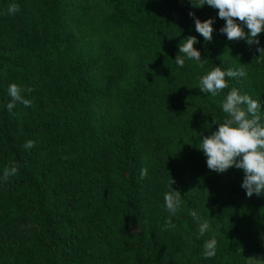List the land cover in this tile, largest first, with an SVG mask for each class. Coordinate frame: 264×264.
<instances>
[{
	"label": "trees",
	"instance_id": "trees-1",
	"mask_svg": "<svg viewBox=\"0 0 264 264\" xmlns=\"http://www.w3.org/2000/svg\"><path fill=\"white\" fill-rule=\"evenodd\" d=\"M217 12L190 0H0V175L18 169L0 181V264H246L264 253V193L246 196L242 169L210 170L196 147L225 119L230 88L264 102V31L259 45L229 41ZM189 13L215 18L211 41ZM190 35L203 67L175 63ZM216 66L245 75L211 97L198 80ZM13 83L30 106L6 108Z\"/></svg>",
	"mask_w": 264,
	"mask_h": 264
},
{
	"label": "clouds",
	"instance_id": "clouds-1",
	"mask_svg": "<svg viewBox=\"0 0 264 264\" xmlns=\"http://www.w3.org/2000/svg\"><path fill=\"white\" fill-rule=\"evenodd\" d=\"M196 8L207 5L213 9H218L217 16L225 21L219 31L226 36L229 41L244 40L246 44L253 43L259 45L258 34L264 31V0H190ZM18 10L12 5L8 8L10 14ZM194 19L195 31L203 37L205 41L212 40L214 31L213 24L215 18H208L201 21L194 13H189ZM247 29V32L245 31ZM196 36H188L178 46V53L175 63L183 68L186 61H193L199 67L204 66V59L201 58L200 51L194 47L198 43ZM257 51L264 53V48ZM259 55V56H260ZM243 70L233 71L232 69L222 70L220 66L213 67L206 74L201 75L198 80L199 91L211 97H217L221 92L229 88L228 78L244 76ZM30 91V90H29ZM11 100L6 104V108L11 111L16 102L25 107L30 106V101L23 97L22 89L16 84H9L7 88ZM220 108L226 114L222 123L213 122L217 127L209 135H200L196 147L202 151L206 157L208 169L217 173H225L229 168L243 170V181L241 187L245 194L251 197L253 194L264 193V102L259 98H252L248 94H241L236 88H230L220 102ZM34 146V142L26 141L25 149ZM15 165L6 166L0 175V181H7L9 177L17 173ZM146 170H142V176ZM164 193V208L169 214L165 224L169 228H174L171 217H175L181 210V193L171 187ZM191 215L199 220L195 211ZM210 228L208 220L199 223V232L203 235ZM217 241L215 238L204 242L203 253L205 259H209L216 254ZM252 264H264V258H249Z\"/></svg>",
	"mask_w": 264,
	"mask_h": 264
},
{
	"label": "rangeland",
	"instance_id": "rangeland-1",
	"mask_svg": "<svg viewBox=\"0 0 264 264\" xmlns=\"http://www.w3.org/2000/svg\"><path fill=\"white\" fill-rule=\"evenodd\" d=\"M261 241L264 243V234L261 235ZM249 258H264V253L262 254L245 253L246 264H252V261H250Z\"/></svg>",
	"mask_w": 264,
	"mask_h": 264
}]
</instances>
